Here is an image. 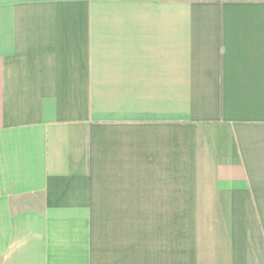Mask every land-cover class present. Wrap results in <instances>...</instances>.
Returning <instances> with one entry per match:
<instances>
[{
    "label": "crops",
    "instance_id": "0c3cea01",
    "mask_svg": "<svg viewBox=\"0 0 264 264\" xmlns=\"http://www.w3.org/2000/svg\"><path fill=\"white\" fill-rule=\"evenodd\" d=\"M0 264H264V0H0Z\"/></svg>",
    "mask_w": 264,
    "mask_h": 264
}]
</instances>
